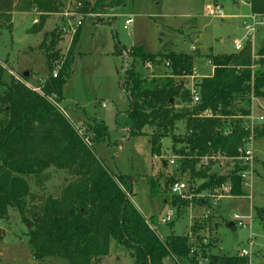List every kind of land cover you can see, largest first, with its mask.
I'll use <instances>...</instances> for the list:
<instances>
[{
  "label": "trees",
  "instance_id": "obj_1",
  "mask_svg": "<svg viewBox=\"0 0 264 264\" xmlns=\"http://www.w3.org/2000/svg\"><path fill=\"white\" fill-rule=\"evenodd\" d=\"M29 1L39 10L41 24L47 14L60 13L63 6L60 0ZM19 2L0 0V25L4 20H11ZM125 2L127 0H98L93 6L83 3L79 11L107 12ZM22 4L19 10L30 7ZM250 7L252 14L264 15V0H250ZM31 31L35 29L32 27ZM78 34L79 31L73 42ZM59 38L53 31L46 34L40 44L48 68L47 77L36 85L41 93L29 88L25 84L28 78L23 75V81L12 74L3 79L7 70L0 65V219L7 215L9 208L18 209L20 214L25 212V202L30 195L28 177L50 168L71 170L76 180L65 188L62 197L47 200L40 213H33L34 222L28 236L36 260L57 258L68 264H99L112 239L132 251L134 264H166L168 259L175 264H200L201 261L247 264V258L212 253L216 241L210 239L211 235L198 234L204 228L199 224L192 226L194 242L179 235L161 238L148 226L131 199L132 178L112 172L93 150L94 144L109 137L105 122L90 117L83 122L82 130L58 110L73 63L71 53L63 55L57 49ZM118 52L123 54L122 49ZM126 56L132 60L124 71L123 89L130 100L125 123L127 133L140 134L144 128H150L153 131L151 150L159 157L163 155L162 138L172 134L177 123L185 122V135H181L180 140L173 136V144L186 146L180 153L181 169L188 171L192 179L206 180L196 190L216 191L229 184L230 194L242 195L244 185L238 175L241 167L237 162L235 169L225 176L209 173L207 169L196 172L193 167L199 157L218 152L236 158L238 149L249 142L250 133L242 127L244 118L251 113L253 98L264 97V71L255 69L250 45L238 53L210 57L213 73L197 80L201 101L191 109V97L182 82L194 73L191 55L167 50L152 54L133 46ZM258 56L264 59V47L258 51ZM136 63L149 68L162 64L167 72L161 78L139 77L134 69ZM55 71L57 76L53 77ZM179 105H183V109ZM237 106L240 115L234 112ZM205 110L211 111L214 117H199ZM227 129L231 133L225 135ZM263 136L264 126L258 127L254 137ZM168 182L171 186L175 183L173 179ZM149 184L156 189L154 179H150ZM177 203L173 198L172 205L178 207Z\"/></svg>",
  "mask_w": 264,
  "mask_h": 264
},
{
  "label": "rangeland",
  "instance_id": "obj_2",
  "mask_svg": "<svg viewBox=\"0 0 264 264\" xmlns=\"http://www.w3.org/2000/svg\"><path fill=\"white\" fill-rule=\"evenodd\" d=\"M60 1L61 12L46 17L42 14L45 17L43 24L39 23V10H35L29 0H20L12 11L11 20L2 21L0 65L7 70L3 79L12 74L23 80L22 75L28 72L27 83L36 86L39 80L46 78L47 61L40 44L44 35L56 31L60 36L57 49L63 55L71 53L73 56L71 77L64 86V97L58 110L82 130L85 128L83 122L90 117L105 122L109 137L94 144L93 150L112 172L132 178L131 199L151 225L149 227L161 238L179 235L194 242L191 233L196 223L204 227L198 234L211 235L212 241L215 239L212 253L238 256L239 251L247 249L250 252L247 264H264V136L254 138V174L248 185L242 187V195L233 196L224 191L228 197L218 199L221 191L196 190L206 180L192 179L188 171L181 169L180 153L186 146L174 145L173 136L180 140L185 133V122L177 123L173 133L162 138V156L165 158L153 155L150 143L153 131L150 128H144L140 134L127 133L125 123L130 100L121 87L125 68L132 62L126 52L133 46L152 54L167 50L191 55L194 73L209 76L213 73L210 57L238 53L235 45L239 41L242 50L250 45L255 69L264 71V59L258 56V51L264 47V26L257 28L250 42L245 40L252 15L250 0H127L123 6L107 12L79 11L83 3L93 6L98 0ZM22 3L30 6L29 11L19 10ZM217 5L223 10L224 18L210 16L211 9ZM72 14L78 16L73 22L67 16ZM129 18L132 23L126 25ZM79 19L81 26H76ZM32 27L35 31H31ZM78 31V38L73 42ZM120 49L123 54H119ZM134 69L144 78H161L167 72L162 64L149 68L136 63ZM182 82L187 85L191 80L185 78ZM251 104L254 114H260L264 97L253 98ZM182 106L178 107L183 109ZM189 108H192L190 104ZM238 108L235 107L234 112L240 115ZM170 158L175 159V165L165 164ZM218 165L223 167L220 169ZM193 168L196 172L207 169L209 173L221 176L233 171V165L227 160L204 168L198 160ZM150 179L157 182L154 190L149 184ZM171 179L187 184L186 198L171 194L168 182ZM27 180L30 195L25 202V212L20 214L18 209L9 208L7 215L0 219V264H68L57 258L36 260L28 232L33 226V213H40L47 200L60 199L76 176L71 170L50 168ZM173 198L178 207L172 205ZM170 210L174 214L173 220L168 224L160 223ZM234 215L242 219L244 227L233 222ZM232 223L234 225L230 226ZM99 264H134L132 251L109 239ZM166 264L175 262L168 259Z\"/></svg>",
  "mask_w": 264,
  "mask_h": 264
},
{
  "label": "built area",
  "instance_id": "obj_3",
  "mask_svg": "<svg viewBox=\"0 0 264 264\" xmlns=\"http://www.w3.org/2000/svg\"><path fill=\"white\" fill-rule=\"evenodd\" d=\"M67 16L69 18L71 15H67ZM210 16H212L213 18H224L225 14H224L223 10L217 5V6H215V8L211 9ZM81 23H82L81 21H78L76 26H81ZM131 23H132V19H128L126 21V25H129ZM260 26H264V15L252 14L250 17V21L247 24V32L245 35V40L250 42L254 38V35L257 31V28ZM235 49L237 52L242 51L241 42H239V41L236 42ZM211 66H212V64H211ZM212 68L214 69L213 66H212ZM56 76H57V71H55L53 74V77H56ZM196 78H201V77H198L196 73H193V75L191 77H188V79H190L191 82L187 85L184 84L185 88L189 91V94L191 97V106H195V105L199 104L201 101L200 100V93H199V90L196 86V82L194 80ZM25 84L29 88H31L33 91L41 93L40 88H38L37 86L29 84L27 82H25ZM260 110H261V113L255 115L253 112V107H252L250 115H248L246 118H244V123H243L242 127L250 133V139H249L248 143H246L244 146H242L238 149V157L228 158V157H226V156H224L218 152L215 154L199 157L198 160L200 162V166H202L203 168L209 167L210 165H212V163L217 165V162L227 160V161L231 162V164L233 165V170H234L235 165L238 163L239 166L241 167L240 171L238 172V175L240 176V178L243 182V185L247 186L249 181L253 178V174H254V145L253 144H254V138H255L254 137L255 130L258 127H261L262 125H264V107L260 108ZM198 116L201 118H212V117H214L212 112L209 110H205V111L201 112ZM229 133H231V132L228 129L225 130V132H224L225 135H227ZM182 135L184 136L185 133ZM162 157L165 158V156H162ZM165 164L167 166L168 165L173 166V165H175V159L170 158L167 161H165ZM222 167H223V165H218V168L221 169ZM227 185H229V184H224L221 186L220 189L216 190V191H221V193L218 196V199H222L223 197H225L227 195V193H224V191H226L228 193L230 192L231 187H230V185L229 186H227ZM187 191H188V186L185 182H182V181H177L171 186V194L173 196H180V197L186 198V192ZM173 218H174V214L170 210L160 220V223L168 224L173 220ZM233 222L234 223L239 222L238 223L239 226L244 227V223L242 222V219L239 218L237 215H234ZM148 226L151 227V225L149 223H148ZM249 245L251 247L252 242H250ZM192 253H193V251H192ZM238 256L243 257V258H249L250 252L247 249H242L241 251H239Z\"/></svg>",
  "mask_w": 264,
  "mask_h": 264
},
{
  "label": "crops",
  "instance_id": "obj_4",
  "mask_svg": "<svg viewBox=\"0 0 264 264\" xmlns=\"http://www.w3.org/2000/svg\"><path fill=\"white\" fill-rule=\"evenodd\" d=\"M236 4H237V3H236ZM236 7H237V5H236ZM77 18H78L77 15H73V14H72V15L69 17V20H70L71 22H73V21L76 20ZM129 19H131V18H129ZM78 21H82V20L79 19ZM44 36H45V35H44ZM196 74H197V73H196ZM211 75H212V74H211ZM211 75H209V76L206 75V76H205V75H199V74H197V76H198V77H201V78H204V77H210ZM227 195H228V193H227ZM227 195H226V196H227ZM227 197H228V196H227ZM233 225H234V224L232 223L230 226H233Z\"/></svg>",
  "mask_w": 264,
  "mask_h": 264
},
{
  "label": "water",
  "instance_id": "obj_5",
  "mask_svg": "<svg viewBox=\"0 0 264 264\" xmlns=\"http://www.w3.org/2000/svg\"><path fill=\"white\" fill-rule=\"evenodd\" d=\"M24 78H28L29 76V73L28 72H25L23 74ZM124 83H125V73L122 75V80H121V87L123 88L124 87ZM165 165V164H164Z\"/></svg>",
  "mask_w": 264,
  "mask_h": 264
}]
</instances>
